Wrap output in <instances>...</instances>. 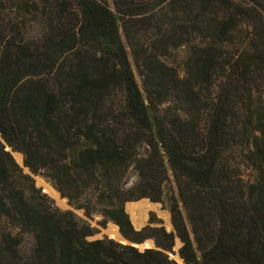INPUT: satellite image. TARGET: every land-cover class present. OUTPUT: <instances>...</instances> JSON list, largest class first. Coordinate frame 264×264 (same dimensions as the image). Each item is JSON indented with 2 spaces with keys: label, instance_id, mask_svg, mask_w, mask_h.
<instances>
[{
  "label": "trees",
  "instance_id": "trees-1",
  "mask_svg": "<svg viewBox=\"0 0 264 264\" xmlns=\"http://www.w3.org/2000/svg\"><path fill=\"white\" fill-rule=\"evenodd\" d=\"M7 146L156 248L89 241ZM166 199L173 230H137L126 205ZM177 239L184 264H264V0H0V264H177Z\"/></svg>",
  "mask_w": 264,
  "mask_h": 264
},
{
  "label": "rangeland",
  "instance_id": "rangeland-1",
  "mask_svg": "<svg viewBox=\"0 0 264 264\" xmlns=\"http://www.w3.org/2000/svg\"><path fill=\"white\" fill-rule=\"evenodd\" d=\"M109 1V4L111 6V8L113 9L114 8V0H108ZM186 55H187V48L184 47L182 48L181 50L179 51H175L172 53V56L168 57L165 59V62L168 63L169 65L171 66H174L176 67L178 70H183L184 69V62H185V59H186ZM134 65V64H133ZM136 76H137V80H138V83L139 85L141 86V80L138 76V74L136 73ZM14 157L16 159L17 155H20L16 152H14ZM148 153V150L147 149H144L143 150V154H147ZM22 162H19L17 161L16 159V162L18 163V165L20 167H22V164L24 162V159H23V156H22ZM26 174H29L26 170H24ZM31 175V174H29ZM35 182H36V186L37 188L41 189L43 191V193L47 194L48 197L50 199L53 200L55 206L62 210V211H72L74 212V214L77 216V218L82 221L83 223H86V224H90L93 228L96 229V234L89 238L88 240L89 241H94V240H99V239H103V238H108V239H111V240H114L120 244H123V245H126L125 243H123V241H120V233H119V230L118 228L113 224V223H108L106 228H103L101 226L98 225V223L100 221H102V217L99 216V215H94L92 218H88L84 211L83 210H77L75 209L74 207H72L70 204H69V201L68 199L66 198H62L61 194L54 188L53 184L46 178L44 177L43 175H31ZM139 178L137 176V173L132 170L129 175L127 176L126 180L124 181V188L125 189H129L131 187H133L134 185L137 184ZM172 188L175 189V184L172 183ZM53 191L57 192L58 195H59V198H56L54 197L53 195ZM168 199H166L165 203L163 204H153L151 203L150 201L148 200H142L138 203H129L126 205V210L127 212L129 213L131 219H132V222L135 226V228L137 229H142L144 228L148 222H149V219H150V214L151 213H154L158 219H161L163 221V224L164 226L166 227V229L168 231H172L173 229V226H172V222H171V214L169 212V209H168ZM142 202V203H141ZM132 204H140V205H145V206H142L143 207V211L140 212L138 215H135L134 213L131 212L130 210V206ZM147 207V208H146ZM133 216L135 217L133 219ZM146 221V222H145ZM153 242H145L143 245L144 248H153ZM182 245L180 244L179 241H176V246L174 248V252L173 253H170L169 256L172 260H174L177 264H180L179 260H178V251L180 249ZM139 250L140 247H138ZM142 251V250H141Z\"/></svg>",
  "mask_w": 264,
  "mask_h": 264
},
{
  "label": "water",
  "instance_id": "water-1",
  "mask_svg": "<svg viewBox=\"0 0 264 264\" xmlns=\"http://www.w3.org/2000/svg\"><path fill=\"white\" fill-rule=\"evenodd\" d=\"M7 151L14 153L13 150H12L10 147H8V146H7ZM22 168L25 169L29 174L33 175V174L31 173V171H30L28 168H26L24 162H23V164H22ZM172 230H173V229H172ZM121 236H122V238H123V243H125L126 245H131V246H134V247H136V248L140 247V249H141L142 251H144V250H146V249H149V248H144L143 245H137V244H134V243L128 241V240H127L122 234H121ZM177 241L180 242V240H178V239H177ZM180 243H181V242H180ZM181 245H182V243H181ZM153 248H154V249L156 248L155 244H153ZM178 258H179V260L181 261L180 264H184L183 260L180 258L179 255H178Z\"/></svg>",
  "mask_w": 264,
  "mask_h": 264
},
{
  "label": "bare ground",
  "instance_id": "bare-ground-1",
  "mask_svg": "<svg viewBox=\"0 0 264 264\" xmlns=\"http://www.w3.org/2000/svg\"><path fill=\"white\" fill-rule=\"evenodd\" d=\"M22 154L21 155H17V157H16V159H17V161H19V162H22L21 160H22ZM53 195H54V197H56V198H59V195H58V193L57 192H55V191H53ZM142 203V202H141ZM143 207H142V205H140V204H132L131 206H130V210H131V212L132 213H134L135 215H138L140 212H142L143 210ZM135 217L133 216V219H134ZM146 222V221H145ZM120 241H123V238H122V236L120 235ZM181 244V243H180ZM178 260H179V258H178ZM180 261V260H179ZM180 263H181V261H180Z\"/></svg>",
  "mask_w": 264,
  "mask_h": 264
},
{
  "label": "crops",
  "instance_id": "crops-1",
  "mask_svg": "<svg viewBox=\"0 0 264 264\" xmlns=\"http://www.w3.org/2000/svg\"><path fill=\"white\" fill-rule=\"evenodd\" d=\"M143 201H144V200H143ZM137 203H138V202H137ZM142 206H145V205H142ZM146 208H147V207H146ZM137 230H141V228H140V229L137 228Z\"/></svg>",
  "mask_w": 264,
  "mask_h": 264
}]
</instances>
